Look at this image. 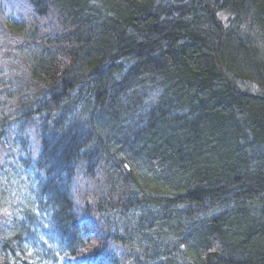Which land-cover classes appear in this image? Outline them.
<instances>
[{
    "label": "trees",
    "instance_id": "obj_1",
    "mask_svg": "<svg viewBox=\"0 0 264 264\" xmlns=\"http://www.w3.org/2000/svg\"><path fill=\"white\" fill-rule=\"evenodd\" d=\"M1 37L0 264H264V0H0Z\"/></svg>",
    "mask_w": 264,
    "mask_h": 264
},
{
    "label": "bare ground",
    "instance_id": "obj_2",
    "mask_svg": "<svg viewBox=\"0 0 264 264\" xmlns=\"http://www.w3.org/2000/svg\"><path fill=\"white\" fill-rule=\"evenodd\" d=\"M8 62L6 63L7 67H10L14 71V73L16 74V76L19 79H23L26 76V74H27V66L18 57V55H16L15 53L11 52V54H9V56H8ZM30 125H32V123H30ZM28 128L31 129L30 126H28ZM8 145H9V143H8ZM259 151H261V149ZM3 167L5 169L9 170V171H12L13 168H14V165H11V168L9 166H7V165H3ZM3 171H6V170H3ZM98 171L99 170H97V172ZM94 172H96V171H94ZM102 175H103L102 173L101 174L98 173V178H103ZM3 188H4V186L0 185V200L6 198L7 206L4 207V208H0V216L4 217V219L6 220L5 222H2L1 227H8L11 224V219L13 220V215H11V207H13V206H11V203H9V201L7 199L8 195H5L6 192L4 193ZM38 200H39V198L36 199L34 197H30L28 192L24 193V195H23L24 205H25L26 202L27 203L33 202L36 205ZM132 202H133V204H139L138 201H132ZM19 211L27 219H29V221H30V219H32V217H35V220L40 218L39 215H34L31 212L30 209L25 208L24 206H22V204L19 207ZM245 211L242 212V214H243V218H244V223L247 224L250 221V218L253 217V213L257 212V214H258L260 212V208L257 207V206H251V207H249V209H245ZM83 214L85 215V217H82V218H80V220H78L80 225L83 222H85L86 219L87 220H89V219L96 220L97 216H99V217L100 216H107L106 219L98 220L97 223H94L93 221H91L90 222L91 224L88 225V227L85 226V225H81L82 226L81 228L78 227L80 229L81 233H83L84 235L88 233V230H89V232H92L91 233V239H93V238L97 239L99 236L102 235V232L104 231L105 226H109V224L111 222L116 221L115 224H114V228H113L114 229V233H113L114 235L112 236L113 239H111L108 236H104L105 239H107V241H108V243H109V245L111 247L115 246L116 243H118V242H126L129 239V238H126V237H129L131 235V233L133 232V229H134L131 226V224H133V223L131 221H129V220H128V222H130L131 224L126 223V221L123 220V219H120V220L119 219H117V220L110 219L108 211H104V212L103 211H100V212H98V211H96V212L84 211ZM16 217H18V218H16L14 220V225H13L14 228H21L23 226H27V227L29 226L28 225V220H27V222H24L18 215ZM47 217H48V219L46 217H44L43 222L39 223L37 225V227H34V229H35L34 233L35 234L38 233L37 235L43 236L44 238H45L44 234L45 233L47 234L49 228L54 229L53 225L56 224V220H58V216H56L52 212H49ZM96 224H98V225H96ZM103 242H105V240H103ZM44 246L45 245H44L43 240L41 241L40 239H37L33 244H27L25 247L22 246V248H23V251L25 250L27 252L26 254H31L32 253V256H33V255H36V253H37L36 251L37 250L44 249ZM53 248L55 249V247H53ZM25 257L26 256L24 255V259H26ZM124 258H125V255H121L117 259L112 260V263L115 262L116 260H123ZM24 261L27 262L28 260H24ZM83 261H87V260L85 259ZM25 262H24V264H25ZM126 264H133V263L127 262V260H126Z\"/></svg>",
    "mask_w": 264,
    "mask_h": 264
},
{
    "label": "rangeland",
    "instance_id": "obj_3",
    "mask_svg": "<svg viewBox=\"0 0 264 264\" xmlns=\"http://www.w3.org/2000/svg\"><path fill=\"white\" fill-rule=\"evenodd\" d=\"M9 40L10 39L8 37H5V39H4V37L0 38V53H1L0 55H2V56L7 55V51L4 49V46L8 43ZM9 146L11 147L10 144H9ZM82 178H84V176Z\"/></svg>",
    "mask_w": 264,
    "mask_h": 264
}]
</instances>
